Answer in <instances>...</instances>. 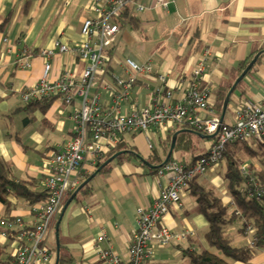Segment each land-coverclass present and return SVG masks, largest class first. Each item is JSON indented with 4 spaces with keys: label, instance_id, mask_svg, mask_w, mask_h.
I'll return each instance as SVG.
<instances>
[{
    "label": "crops",
    "instance_id": "obj_1",
    "mask_svg": "<svg viewBox=\"0 0 264 264\" xmlns=\"http://www.w3.org/2000/svg\"><path fill=\"white\" fill-rule=\"evenodd\" d=\"M141 1L146 5L152 2ZM91 2L32 0L25 10L24 0H0V26L6 20L0 27V157L10 161L16 177L30 181L35 191L45 189L46 162L51 154L73 135L71 114L76 101L65 104L60 96H52L45 98L52 99L46 109H33L27 106L29 102L22 99L21 93L41 76L43 59L39 57V51L42 48L52 46L56 40L69 44L84 40L80 28L85 18L93 16ZM133 14L138 18V25L132 27L126 20L119 28L109 50L111 60L96 73V82L90 90L99 93L103 109L112 104V95L99 82H113L114 76L126 77L122 64L124 57L130 56L141 63L150 62L153 66V74L138 78L129 97L120 101V107L127 113L134 104L145 106L153 99L163 100L167 92L172 101L184 98L193 71L203 52L208 50L199 81L209 91V103L221 114L222 106L220 109L216 96L218 88L229 89L242 72L240 62H248L255 49L264 48V0H175L167 9L152 7ZM120 43L124 49H118ZM29 55L32 66H18L19 60ZM51 62V80H56L63 68L77 74L82 69L81 62L66 54L57 53ZM248 71L227 104L223 116L225 123L234 122V108L238 103L245 100L264 102V54ZM198 115L204 116V113L200 111ZM173 129L178 133L187 130L175 124L168 132ZM187 132L191 134L185 138L190 142L184 149H174L171 158L190 162L206 153L214 140V137H204L197 131ZM167 133L150 128L147 135L124 133L120 141L124 145H133L136 153L150 163L159 164L170 146L166 147ZM147 136L153 143L152 149L148 147ZM90 163L87 157L81 169L83 173L69 192L95 170ZM224 166V161L209 166L196 176L195 181L212 188L232 212L235 209L233 200L222 177ZM151 169L154 170L139 158H115L109 162L106 170L97 172L87 182L89 189L81 191L86 183L63 212L61 209L47 233L49 248L56 250L55 223L61 216L57 232L59 245L72 256L73 264H106L97 258L98 247H110L123 262L126 261L129 240L137 227L138 208L148 206L169 181V173L159 175ZM68 193L63 205L69 198ZM7 199V204L0 201V219H15L26 225H32L36 220L31 205L44 201L29 204L12 194ZM162 222L174 232L187 229L194 235L183 240L174 239L168 244L151 241L153 254L143 264H189L184 255L186 249L218 252L205 238L208 222L197 211L195 197L189 189L180 193L179 202L169 207ZM232 224L227 227L231 244H252L253 233L246 235L249 231L240 229L242 221L237 232ZM101 233L104 239L99 241L97 237ZM0 246L7 252L13 251L11 240L1 234ZM224 260L227 264H264V252L260 250L248 262L227 257Z\"/></svg>",
    "mask_w": 264,
    "mask_h": 264
},
{
    "label": "built area",
    "instance_id": "obj_2",
    "mask_svg": "<svg viewBox=\"0 0 264 264\" xmlns=\"http://www.w3.org/2000/svg\"><path fill=\"white\" fill-rule=\"evenodd\" d=\"M93 16L83 20L80 32L84 40L67 43L56 40L52 46L42 48L39 57L43 59L39 80L22 93L25 102L60 96L65 104L76 101L71 117L74 121L73 135L60 144L51 154L47 163L44 188L47 197L43 202L31 205L36 218L32 225H26L15 219H0V234L11 240L13 251L11 264H54L56 250L47 245V233L60 213L64 199L79 177L84 160L89 157L90 165L95 167L97 160L115 148L124 133H148L155 128L161 133L168 132L171 126L188 123L204 134H213L215 139L203 155L190 162L180 158H170L157 173H169V181L155 199L137 210V227L128 244L126 261L110 247L97 249V258L106 264H143L153 254L151 241L168 244L172 240H183L193 236L192 230L174 232L162 222L163 215L172 204L178 203L180 193L187 189L190 182L199 174L221 161L222 152L230 142H262L264 140V102L245 100L234 108V122L225 123L220 113L208 101V89L202 86L199 75L203 72L208 50L203 52L197 68L193 71L192 82L184 98L172 101L170 92L163 100H152L145 106L132 105L124 112L120 101L130 95L136 80L151 76L153 66L150 62L141 63L130 56L122 60L126 77L114 76L113 82H99L112 95V104L103 109L98 92H91L95 84V75L102 65L111 60L109 50L115 41L119 28L125 24L123 13L131 16L136 12H145L152 7L167 9L175 0H152L146 5L141 0H91ZM125 20V21H124ZM57 53L69 55L82 64L79 74L72 69L63 68L56 80L49 78L53 58ZM29 56L19 60L18 66L30 68ZM202 111L204 116L198 115ZM150 149L151 139L147 136ZM244 176H249L250 187L246 195L264 202V186L252 176L244 164L240 166ZM252 231L248 224L244 232ZM97 239H104L100 234ZM253 242V239H252ZM264 252V247L262 249Z\"/></svg>",
    "mask_w": 264,
    "mask_h": 264
},
{
    "label": "trees",
    "instance_id": "obj_3",
    "mask_svg": "<svg viewBox=\"0 0 264 264\" xmlns=\"http://www.w3.org/2000/svg\"><path fill=\"white\" fill-rule=\"evenodd\" d=\"M31 1L32 0H24L23 7L25 8V10L30 5ZM122 15L123 17H125V19H127V23H129L132 27L138 25V18L134 14L128 16V18V14L126 12ZM5 23L6 20L5 22L1 23V26ZM263 49L264 48L255 49L254 52H252L248 62H240V70L242 71L247 66V63H249L252 57L259 50ZM263 54L264 51L257 58L256 62L260 60V57ZM227 90L228 87L218 88L217 90L216 96L220 109ZM51 100L52 99L36 100L34 102H29L27 106L33 109L35 107H40L42 110H44L49 106ZM177 125L180 126V128L191 129L197 131L198 133L204 134L200 132V130L190 126L188 123H179ZM175 132L176 129H173L167 133L166 147L170 145L172 135ZM190 134L191 133L187 132V130H183L178 133L176 136L174 149H184L186 147V144L190 142V139H186L185 137ZM258 143L263 145L262 142ZM239 146H242L243 150H245L250 157H255L256 154L259 153L257 152V149L253 147L252 142H243L239 140L228 143L222 152V160L224 161L225 165L222 177L226 184L227 191L229 192L233 200L235 209L232 212H229L228 207L222 204L220 198L215 194L212 188L202 183L196 182V177L190 182L187 188L195 197L197 211L203 214L208 222V229L205 233V238L208 244L210 246H214L218 251L217 253H212L206 249H186L184 251V255L187 257L189 264H227L224 260V257L230 258L235 261L248 262L264 247V202L257 200L254 197H248L246 195L247 190L251 184L247 183L249 176H244L240 170L241 160L236 157V154L239 151ZM119 150L128 151L116 157L117 159H138L137 154L133 153L136 152L134 150V146L130 144L124 145L120 141L115 148L111 149L97 160L95 170L102 164L105 159ZM149 160L153 161V159L150 158ZM160 162H162V160H160ZM261 162L263 164L262 167L252 170L253 165L250 164L248 166V171L252 176H254L256 180L259 181L261 186H264V160H261ZM108 165L109 163L106 164L99 172H103L104 170H106ZM152 171L156 172L157 169H154ZM93 172L87 174L85 178L90 176ZM89 188V184L87 183L81 189V191L85 192ZM9 194H12L17 198H21L29 204H32L39 200H45L47 197V191L45 189L41 191H35L32 188L30 181L27 182L23 179L17 178L12 163L4 159L3 157H0V201L4 204H7V196ZM68 194L70 197L72 192H69ZM236 210H238V212H235ZM235 219H240L242 221V225L240 227L241 230H244V228L246 229V226L248 224L252 225V244L242 246H234L231 244V239L227 233V227L232 224ZM11 259V253L5 251L4 246H0V264H11ZM73 262L74 261L72 256H70L68 252L60 249L58 264H73Z\"/></svg>",
    "mask_w": 264,
    "mask_h": 264
},
{
    "label": "water",
    "instance_id": "obj_4",
    "mask_svg": "<svg viewBox=\"0 0 264 264\" xmlns=\"http://www.w3.org/2000/svg\"><path fill=\"white\" fill-rule=\"evenodd\" d=\"M264 51L263 50H259L254 56L253 58L249 61V63L247 64V66L242 70V72L239 74V76L235 79V81L232 83V85L229 87V89L226 92V95L224 97L223 103H222V109H221V114H220V118L221 120H223V116L225 113V110L227 108V104L229 102L230 96L232 94V92L234 91V89L236 88L237 84L239 83L240 80L243 79V77L245 76V74L248 72V70L254 65V63L256 62L258 56ZM188 131L191 132H196L194 130L191 129H187ZM178 131H176L171 138V142H170V146L168 149V152L166 154V157L164 158V160L159 163V164H152L149 161L146 160V158L140 156L138 153L133 152L135 154H137V157L140 159V161L145 164L148 167L154 168V169H158L160 168L165 162H167L171 156H172V152L174 150L175 147V141H176V136H177ZM197 133V132H196ZM216 135V132L213 134H204V137H214ZM128 150H119L117 152H115L114 154H112L110 157H108L107 159H105L102 164L100 166H98L96 168V170L87 178H85L76 188L75 190L72 192V194L70 195V197L67 199V201L65 202V204L62 207V212L65 210L67 204L75 197V195L77 194V192L97 173L99 172L106 164H108L109 162H111L113 159H115L116 157H118L119 155H121L122 153L126 152ZM61 212V215H62ZM61 218V216H60ZM60 218L56 221L55 223V234H56V259L54 264H58V258H59V250H60V245H59V240H58V227H59V222H60Z\"/></svg>",
    "mask_w": 264,
    "mask_h": 264
},
{
    "label": "rangeland",
    "instance_id": "obj_5",
    "mask_svg": "<svg viewBox=\"0 0 264 264\" xmlns=\"http://www.w3.org/2000/svg\"><path fill=\"white\" fill-rule=\"evenodd\" d=\"M119 50L124 49V45H122L121 43L119 44L118 47ZM229 113V112H228ZM230 115V113L228 114V116ZM263 145L259 144L258 142H252L253 147L257 149V153L255 157H250L245 150H243V145L239 146L238 149L239 151L236 154V157L239 158L241 160V165L244 164L245 168H247V170L249 169L248 166L251 164L253 165V169H259L260 167L263 166L261 160H264V140L262 141ZM261 158V160H260ZM223 158H221L222 160ZM223 161V160H222ZM240 165V166H241ZM235 212H238V210H236ZM235 228V232H237V227L239 228V226L241 225V220L240 219H235L233 221L232 224ZM244 232V230H242ZM53 233V232H52ZM252 231L250 230L246 235H251ZM51 244H53V240L51 238ZM210 246V245H209ZM211 248H215L214 246L211 245Z\"/></svg>",
    "mask_w": 264,
    "mask_h": 264
}]
</instances>
